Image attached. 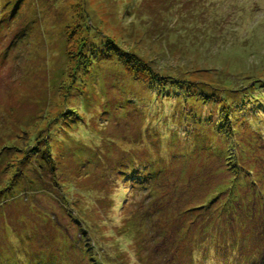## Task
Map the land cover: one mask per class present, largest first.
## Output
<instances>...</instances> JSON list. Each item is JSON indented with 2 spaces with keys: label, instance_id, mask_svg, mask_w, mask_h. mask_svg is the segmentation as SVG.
I'll return each mask as SVG.
<instances>
[{
  "label": "rangeland",
  "instance_id": "obj_1",
  "mask_svg": "<svg viewBox=\"0 0 264 264\" xmlns=\"http://www.w3.org/2000/svg\"><path fill=\"white\" fill-rule=\"evenodd\" d=\"M263 98L264 0H0V264H264Z\"/></svg>",
  "mask_w": 264,
  "mask_h": 264
},
{
  "label": "trees",
  "instance_id": "obj_2",
  "mask_svg": "<svg viewBox=\"0 0 264 264\" xmlns=\"http://www.w3.org/2000/svg\"><path fill=\"white\" fill-rule=\"evenodd\" d=\"M93 32V31H92ZM91 32V33H92ZM90 33V34H91ZM84 37V36H83ZM103 42V41H102ZM103 43H97V46H100V45H102ZM83 49H86V47L84 46L83 47ZM118 51H119V53L121 52V51H123V49L122 48H120V49H117ZM128 56H134L135 55V53L134 52H130V53H128L127 54ZM142 55H139V54H137V64L140 66V68L142 69V70H144V72H148V70H147V68L149 67L147 64L148 63H146V62H144L143 60H142ZM121 57H125V56H121ZM80 62V64H82V59H80L79 58V60H78V63ZM83 64H84V61H83ZM160 74L159 73H157L156 71H154L153 73H152V80L154 79V81L155 82H157L158 84H161V83H163L164 81H162L161 79L162 78H158V76H159ZM242 75H245V74H242ZM187 76H189V74H187ZM161 77V76H160ZM249 77H251V76H246V79H248ZM255 78H253V81H259L260 79L259 78H257L256 76H254ZM231 80V79H230ZM161 83H160V82ZM252 81V82H253ZM187 83H191V82H187ZM234 83H236V84H239L240 82H239V78L237 79V80H231V81H227V83H226V86H235V84ZM251 84V83H250ZM253 84V83H252ZM172 85H175V84H172ZM172 87H174V86H172ZM188 88H190V87H188ZM176 89V88H175ZM180 89V88H179ZM193 91V90H192ZM195 92V91H194ZM261 101H264V98L261 100ZM224 106V110H223V113H224V120H220L219 122H218V124H216V128L218 127V129L220 130L221 128H225V129H229L231 132H232V126H230V123H231V121H232V117H230L229 119H227V116H228V113H227V111H225V109L227 108V106H225V105H223ZM201 121H203V120H201ZM200 122V121H199ZM209 123V122H208ZM37 129H38V131H42V132H39V133H34L33 132V135L32 136H34L35 137V139L33 140V139H31V138H29L30 139V143L31 142H34V141H37L38 143L39 142H44L45 140H46V138H50L48 135H49V133L47 132V130L43 127V126H38V124H37ZM37 131V132H38ZM31 136V137H32ZM50 143H52V141H53V139H51L50 138ZM49 143V142H48ZM48 150L49 149H46V153L48 152ZM43 152V151H42ZM53 154L51 153V156H52ZM37 156H39L38 154H37ZM236 157V156H235ZM41 159L45 162V161H47L46 159H45V157H44V155H42V153H41ZM164 220H167V222H169V221H171V220H169V219H164ZM187 221H185L183 224H185ZM189 223H191V221L189 220ZM188 229L189 228H191V224H189L188 226ZM197 229H200V224H195V226H194V228H193V230L192 231H194V230H196L197 231ZM192 231H189V232H192ZM193 234L194 233H192L191 235H189L188 236V233H185L184 235H185V240H187V238L189 237V238H193ZM134 237V236H133ZM180 238H181V236H179ZM200 238V237H199ZM198 238V239H199ZM197 240V239H196ZM243 242H242V244L240 243V245H244V243L246 244V240L245 239H241ZM195 241V240H194ZM239 241H237V240H235V243H234V246H232V248H233V251L236 253V251H237V248H239ZM92 250H94V248L92 249ZM168 251H170L171 250V248H168L167 249ZM157 251V249H155V252ZM102 254H103V256H105V259H106V261H104V260H102V258H101V256L100 255H98L99 257H98V261H99V264H114V262H112L111 260H109V258L111 257V255L110 254H107L106 252L104 253L103 251H100ZM242 261H243V259H241L240 260V264L242 263ZM96 262H97V260H96ZM98 264V263H97Z\"/></svg>",
  "mask_w": 264,
  "mask_h": 264
}]
</instances>
